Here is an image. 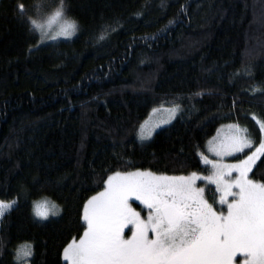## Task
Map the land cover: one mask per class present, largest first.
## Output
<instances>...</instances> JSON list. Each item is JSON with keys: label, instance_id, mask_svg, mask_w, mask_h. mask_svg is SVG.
Returning <instances> with one entry per match:
<instances>
[{"label": "trees", "instance_id": "16d2710c", "mask_svg": "<svg viewBox=\"0 0 264 264\" xmlns=\"http://www.w3.org/2000/svg\"><path fill=\"white\" fill-rule=\"evenodd\" d=\"M18 2L38 19L37 5L51 12L59 0H0V201H16L0 218V264H66L84 204L116 171L207 175L197 153L224 124L247 129L245 152L258 147L264 0H66L77 34L51 44ZM175 105L172 124L136 140L151 110ZM39 201L58 214L37 219Z\"/></svg>", "mask_w": 264, "mask_h": 264}, {"label": "snow or ice", "instance_id": "6c2138e0", "mask_svg": "<svg viewBox=\"0 0 264 264\" xmlns=\"http://www.w3.org/2000/svg\"><path fill=\"white\" fill-rule=\"evenodd\" d=\"M48 7L46 3L35 7L41 19L32 18L22 2L16 4V11L21 20L27 17L29 30L40 32L42 40L70 38L78 31V22L67 15L66 0H59L51 12ZM107 31L101 33V40ZM252 119L264 134V120L256 116ZM229 127V134L218 133L207 143V152L215 159L197 153L203 164L209 166L207 175L195 171L188 175L151 171H116L108 175L103 191L84 204L85 227L82 235L73 237L63 248L64 261L264 264V182L250 176L257 160L264 156V138L248 153L245 149H252L254 141L246 134L247 129ZM151 134L152 128L141 125L142 140ZM229 156L235 157L236 162H225ZM197 181H204L205 186H198ZM207 185H214L212 202L205 194ZM136 201L143 206L139 210L132 203ZM15 203L0 201V218ZM49 212L56 215L59 208L48 201L35 204L37 217L47 219ZM21 254L30 255L29 246L17 251L18 258Z\"/></svg>", "mask_w": 264, "mask_h": 264}, {"label": "rangeland", "instance_id": "374dc122", "mask_svg": "<svg viewBox=\"0 0 264 264\" xmlns=\"http://www.w3.org/2000/svg\"><path fill=\"white\" fill-rule=\"evenodd\" d=\"M38 19H41V18H38ZM39 37V44H51V43H56V42H59V41H71L74 39V37L76 36L77 32L71 36L70 38H65L63 36H58L55 40H52L50 37H46L44 38L43 40L41 39V34L40 32L38 31H35L33 30ZM55 32V28L53 29V33L54 34ZM51 35V34H50ZM175 109V112L173 113L172 110ZM181 111V107L178 106V105H175V106H168V107H160V108H154L153 110H151V112L149 113V115L140 123L139 127H138V130H137V134H136V140L140 143H146L148 141H150L154 134L159 131L160 129L162 128H165L167 126H169L170 124H172L174 122V120L176 119V117L178 116V114L180 113ZM141 125H146L147 127L149 128H152V134L150 137H147L145 139H141L140 138V128H141ZM232 125H235V126H239V125H236V124H224V125H221L216 133L211 137L209 138L207 141H206V144H205V155H208L209 158H212V159H215V157H212L208 152H207V143L209 140H212L214 137L217 136V134L219 133L221 136H225L227 134H229V132L232 130L230 129L229 126H232ZM241 129H245L241 126H239ZM247 134V133H246ZM248 135V134H247ZM264 138V134L261 133V139ZM246 150H249V149H245ZM255 149H253L252 151H254ZM237 155H241V154H237ZM201 160V158H200ZM225 162L227 163H235L236 162V159L235 157H232V156H229V157H225ZM258 162V160H257ZM256 162V163H257ZM202 165L203 166H206L209 168L208 165H205L203 164V162L201 161ZM255 167V166H254ZM254 169V168H253ZM135 171H143V170H135ZM135 171H130V172H135ZM145 171H148V170H145ZM123 173V172H122ZM114 174V173H113ZM200 174V173H198ZM112 175V174H111ZM200 175H204V174H200ZM250 176H251V173H250ZM197 184L198 186H205V182L204 181H197ZM210 187H213L214 188V185H207L206 186V197L208 198L207 196V189L210 188ZM103 191V190H101ZM97 194V193H96ZM95 194V195H96ZM94 196V195H93ZM209 199V198H208ZM39 202H42V201H39ZM210 202V200H209ZM38 203V202H37ZM51 204V203H50ZM216 207H220L218 204L216 205ZM34 214H35V205H34ZM53 214L51 212H49V215L48 217L52 216ZM36 216V215H35ZM37 217V216H36ZM42 219L40 217H37V219ZM42 220H46V219H42ZM23 255V254H21ZM62 258H63V253H62ZM240 259V258H238ZM64 260V259H63ZM66 262V261H65ZM67 264V262H66Z\"/></svg>", "mask_w": 264, "mask_h": 264}, {"label": "flooded vegetation", "instance_id": "af4514ba", "mask_svg": "<svg viewBox=\"0 0 264 264\" xmlns=\"http://www.w3.org/2000/svg\"><path fill=\"white\" fill-rule=\"evenodd\" d=\"M132 203L134 204L135 207H137L138 210H139L140 208L143 207L142 205H139V202H138V201H136V202H132ZM146 211H147V210H145V214H146ZM126 232H127V230H126ZM238 258H239V257H238Z\"/></svg>", "mask_w": 264, "mask_h": 264}]
</instances>
